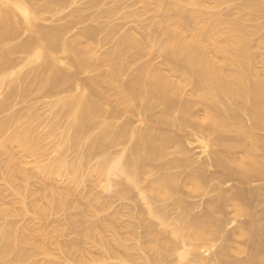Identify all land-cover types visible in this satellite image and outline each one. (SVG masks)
<instances>
[{
    "label": "bare ground",
    "instance_id": "1",
    "mask_svg": "<svg viewBox=\"0 0 264 264\" xmlns=\"http://www.w3.org/2000/svg\"><path fill=\"white\" fill-rule=\"evenodd\" d=\"M69 1L47 0L40 9L35 1L37 7L31 12L20 5L22 0H0V45L12 43L11 40L14 42L16 38L19 40L0 56V75H5L12 67L14 51L30 54L32 42L36 41L35 54L42 59L30 68L32 71L27 76L32 77L38 90H44L45 97L54 98L50 101L54 108L52 115L49 114L52 116L50 134L57 133L60 143L50 148L43 146V151H51L48 150L50 153L47 152L42 161V171L64 167L75 175L87 167L84 155L76 156L79 166H71V162L70 167L65 154L69 148L79 146L81 139L92 130L94 117H98L85 100L86 91L98 86V80L90 76L87 81L82 80L86 81V87L82 88L78 82L80 74L94 68L99 72L100 82L107 85V92L110 89L118 96L116 99L121 107L133 111L138 105L142 110H150V227L145 231L150 234V258L139 242L140 235L134 230L129 232L134 237L133 244L128 245L127 239L113 240L112 246L104 244V254L126 264H264V69L257 71L251 64L248 35L240 19L220 18V27H212L206 22V11L187 13L182 7L183 3L198 5L199 2L167 0L165 21L156 23L158 31L153 30L150 23L137 29L129 28L123 35L120 33L121 37L99 60L83 44L101 33L99 27H88L65 38L64 35L74 27L73 21L61 26L40 25L46 13L44 10L49 9L50 4ZM145 2L147 4L148 0ZM242 3L244 9H241L249 14L264 8V0H243ZM115 11L108 13L116 14ZM134 14L127 17L132 21ZM138 29H142L140 38L135 34ZM184 30L188 37L185 33L186 37L183 36ZM25 32L29 37H22L20 42L18 37ZM115 32V29L111 30L109 37ZM152 51L165 61L169 74L151 70L145 63L122 83L120 77L126 65L130 68L126 60L150 55ZM58 53L70 58L69 68L59 67ZM219 57L235 68L234 71H222ZM104 67L107 70H103ZM22 76L11 80V90L15 91L16 85L22 86ZM25 86L20 91L27 94L29 87L26 89ZM188 86L190 91L184 92ZM72 88L80 89L79 99L59 98L61 93ZM10 100L0 104V112L11 107ZM119 106L115 104V107ZM115 107H107L103 117L115 116V119L120 112L115 114ZM177 109L182 110L181 117L174 116L173 113L180 111ZM26 123L22 114L13 112L0 122V131L16 124L12 140L25 146L31 131ZM119 129L111 137L112 143L127 132L126 127ZM209 136H213L216 149L204 158L194 157L191 153L193 144ZM61 141H65L66 152L58 151ZM119 142L112 147L118 146V149ZM171 147L173 151H170ZM52 152L54 156L50 155ZM13 158L9 156L8 160ZM7 161L0 159V169L11 167L23 171V160L18 159L17 164L11 166ZM137 169L135 173L138 174ZM137 181L136 175L133 182ZM67 194V191L57 192V206H62V199ZM50 195L54 196V193ZM2 211L6 212L0 208V248L12 246L22 250L24 244H44L41 233L31 234L32 229L19 227L15 221L8 223L10 221ZM99 221L82 223L85 224L82 235L94 233L93 230L99 228ZM69 246V243L65 245L66 248ZM134 250L143 253H134Z\"/></svg>",
    "mask_w": 264,
    "mask_h": 264
},
{
    "label": "rangeland",
    "instance_id": "2",
    "mask_svg": "<svg viewBox=\"0 0 264 264\" xmlns=\"http://www.w3.org/2000/svg\"><path fill=\"white\" fill-rule=\"evenodd\" d=\"M192 1L199 3H197L198 5L190 2L183 3V9L187 13H194L198 10L206 11V22L212 27L217 25L220 27V18L231 17L234 20L240 19L241 25L244 26L248 35L251 64L257 71H263L264 8L249 14L246 10L243 11L241 9L243 0ZM46 2L47 0H22L20 5L33 12L37 6L39 9L42 6L44 8L43 4ZM166 2L167 0H148L146 4L145 0H70L66 3L50 4L49 9L44 10L46 13L43 12V21L39 22L41 23L40 25L45 27L51 25L61 26L73 21L72 26L74 27L64 35L65 38H71L72 35L88 27H99L102 34L96 35V37L98 36L97 38L95 36L93 38L90 37L83 44L100 60L103 54L114 46L119 39L120 33L123 32L121 34L123 35L130 30L129 28L137 29L142 24L150 23L152 29L158 31L159 28L156 23L165 21L166 11L164 10ZM34 4L37 6L35 7ZM161 5L163 9H161ZM108 10L110 13H112L111 10H116L118 13L115 11L116 14H110ZM132 12L135 13V18H132L131 21L127 15ZM101 13H104L102 14L103 17ZM189 27H191L190 23ZM114 29L116 32L112 37H109L108 33ZM140 33H142V29H138L135 33L137 38L141 37ZM184 33L186 36L188 35L185 30L183 31V36H185ZM21 35L18 37L20 42L21 40L23 41L22 37H25L24 39L29 37L27 32L23 34L24 36ZM115 36L117 37L115 38ZM16 40L17 38L14 39V42L11 40L12 43L0 45V56L5 54L7 49L12 47V44L19 42V40ZM34 42L36 43V41L32 42L30 54L28 53L29 56L26 53L20 54V52L19 55L14 51L13 53L15 54H11V59L14 57L12 67L8 70V73L0 75V104L8 98L9 100L11 99V107L0 112V122L13 112L20 113L27 122L25 126H29L31 129L30 133L27 132L29 139L25 146L12 140V131L15 129L16 124L0 131V159L7 161L9 156H14L13 160L7 161L10 166L17 164L16 161L18 159L24 161L21 164L24 172L12 170L11 167L9 169L5 167L0 169V208L7 212L4 214L2 211V214L7 221H10L8 223L15 221L14 223L19 227L27 226L29 230L32 229L33 232L31 231V234L41 233L45 242L44 244H24L22 250L12 246L3 250L1 246L0 264H126L114 258L112 259L111 256V258L106 256L103 252V246L104 244L108 247L112 246L113 240L116 239H127L129 240L126 242L128 245L133 244L135 242L134 237L129 233L132 230L140 235L139 242L145 250L144 252H147L146 255L148 254L147 256L150 258V234L145 232L146 227H150V110H142L138 105L137 107L139 108L135 107L137 110H134V108L133 111L121 107L122 105L116 99L118 96L115 92L110 91V89L107 92V85L98 79L97 74L99 72L94 71V68H89L90 72H84L78 76V82L79 87L82 88L86 87L84 82L90 76L98 80V86L86 91V94H88L87 99H85L87 104L94 108L93 111L97 112L98 117H94L92 130L81 139L78 147H68L69 149L67 148L66 152L65 141H61L63 143L59 144L58 148L60 153H68L64 154L67 155V160H70L68 162L69 166L71 162V166H79L77 157L81 155L86 157L88 165L84 170H79L75 166L74 168L76 169L77 167L80 171L78 173L76 170L77 173L75 175L64 167L59 170L42 171V167H44L42 161L46 158V153L51 151V149H48L50 151H43V146L46 145V148H50L51 145L60 143V139L57 133L52 132L50 134V125L52 123V119H50L52 114L50 113L54 111L50 101L54 100V98L45 97L44 90H38L35 87L36 85L33 84L32 77H29L31 81L28 78L33 66L37 65L42 59L35 54L36 50L34 49L37 45ZM59 53L57 55L60 57L59 67L66 69L70 64V58ZM85 57V55L81 56L82 59H85ZM217 60L222 71H234L235 68L228 66L226 60L220 57ZM126 61V64H130V68H127L128 65H126V70L123 71L120 77L122 83H126L130 74L145 63L150 65L151 70L169 74L165 61L153 51L150 55L142 54L138 59L128 58ZM31 67L32 69H30ZM18 75L19 78H21L20 75H26L25 77L22 76L25 81L22 80L20 82L21 84L26 82L24 85L27 88L29 87L27 94L23 92V95L21 92L23 91V84L22 86L16 85L19 89L17 88L15 91L11 90V80L18 78ZM2 76L5 77L3 78ZM84 79L86 81H82ZM28 80L30 83H28ZM185 89L186 91L184 92L190 91L189 86L185 87ZM80 94V89L72 88L69 92L61 93L59 98L64 97L67 101H71L70 99L74 101L79 99ZM114 103L116 106L118 104L120 106L115 107ZM111 105L117 109H115V114L117 111L120 112H118L119 114L117 113L118 115H116L115 119V116L108 117L107 115V119H105L106 117L104 118L103 116L106 108L111 107ZM112 109L114 111V108ZM176 111V113H173L175 114L174 116L183 115V112L181 114V109ZM100 116H102V119L99 118ZM125 124L127 132L122 133L117 141H120L119 148L116 149L118 146L113 148L112 145L114 146L117 142L112 143L111 137L117 134V129L120 128L119 130H121L122 126L125 128ZM27 130L29 131V129ZM167 132L169 133V131L164 133L168 134ZM199 141L193 144L194 150L191 153L194 157L204 158L216 149L213 136L200 139ZM170 151H173L172 147ZM50 155L54 156L55 153ZM74 156L77 157L75 158ZM115 164L116 167L118 166V171ZM136 168H138V174L135 173ZM136 175L138 181L134 183L133 180L136 179ZM57 187L65 190H58L56 189ZM120 190L123 192H119ZM60 191H67L68 194L63 197L62 206H57V192ZM51 192L54 193V196L50 195ZM5 202H9V204ZM88 220L90 222L100 220L98 223L99 228L94 229V233L89 232L87 235H82L84 234L83 226L85 224H81L86 221L89 223ZM237 241L240 242L239 240ZM245 242L247 243V241ZM67 243L70 246L66 248L65 245L67 246ZM235 245H239V243ZM137 252L139 251L134 250V253ZM139 253L142 254L143 251Z\"/></svg>",
    "mask_w": 264,
    "mask_h": 264
}]
</instances>
